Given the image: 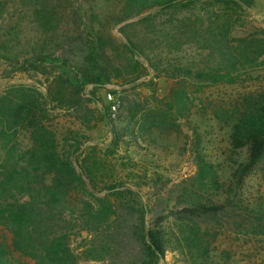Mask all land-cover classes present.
I'll list each match as a JSON object with an SVG mask.
<instances>
[{
  "label": "trees",
  "instance_id": "1",
  "mask_svg": "<svg viewBox=\"0 0 264 264\" xmlns=\"http://www.w3.org/2000/svg\"><path fill=\"white\" fill-rule=\"evenodd\" d=\"M78 1L24 0V3L34 6V18L47 33L55 35L63 23L61 39L69 40L73 35L71 22L79 18L75 7ZM200 1L123 0L112 17L97 20V27H91L87 33L85 65L79 69L55 58L51 50L45 49L47 45L25 60L21 70L48 76L51 100L39 97L34 90L14 87L0 96V150L4 156L0 166V264H85L84 258L102 264H159L165 258L163 221L148 226V207L139 193L126 184L109 185L104 181L108 166L97 153L98 145H90V138L78 130H70L59 139L53 123L55 110L83 107L86 86L93 87L86 99L89 102L96 100L99 88L114 80L131 85L146 76L147 68L135 60L137 56L145 58L158 75L163 72L174 80L170 94L163 100L156 99L158 105L149 118L186 120L193 84L238 83L248 62L241 60V47L228 42L230 32L221 36L201 31L200 17L188 14ZM209 1L238 9L250 4V0ZM4 5L0 3V12ZM167 14L169 19L159 23ZM134 18L139 19L121 28L125 41L111 33L113 26ZM161 24V42L151 47L147 34H157ZM227 27L231 28L229 20L225 21L224 28ZM140 28H145L147 34L142 36ZM196 42L219 51L214 66L170 63V55L185 54ZM163 54L169 61L166 64L162 62ZM140 113L131 114L124 121L127 125L135 122L132 126H136L140 135L156 143L160 131L149 127L148 121L137 119L135 115ZM231 113V152L236 154L245 149L247 153L246 161L233 173L234 182L241 186L264 162V91L244 97ZM111 114L109 105L100 111V121L113 127ZM20 130L29 134L27 149L17 145ZM113 130L114 141L107 149L111 153L121 144V133ZM201 144L200 135L193 132L190 152L198 167V185L210 187L216 182L210 181L211 166L202 154ZM102 191L106 193L100 196ZM115 201L124 205L117 210ZM225 211L224 205L213 201L201 203L189 199L182 213L188 220L220 224ZM261 214L264 221V211ZM253 228L264 232V224Z\"/></svg>",
  "mask_w": 264,
  "mask_h": 264
},
{
  "label": "rangeland",
  "instance_id": "2",
  "mask_svg": "<svg viewBox=\"0 0 264 264\" xmlns=\"http://www.w3.org/2000/svg\"><path fill=\"white\" fill-rule=\"evenodd\" d=\"M0 3L5 4L0 12V96L14 87L34 90L39 97L51 100L48 76L21 70L25 67V60L39 54L41 47L47 45L45 49L51 50L55 58L66 60L74 69L81 68L87 55L84 46L87 33L91 32V27H97V20L107 15L112 17L123 0L76 2L79 18L71 22L73 35L69 40L68 37L61 39L63 23L59 24L60 29L55 35L43 30L34 18V6L24 0H0ZM149 13L145 12L141 17ZM188 14L200 17L202 32L209 30L214 35L230 32L228 42L233 47H241V60L248 64L238 83L193 84L190 86V114L186 120H164L162 116L149 118L158 100L170 94L174 80L163 72L158 75L159 72H155L145 58L137 56L135 60L147 68L146 76L131 85L114 80L96 91L95 101H86L93 91L92 86H86L82 108L55 110L54 130L59 139L70 130L88 136L90 145H98V155L106 160L108 168L104 181L109 185L126 184L139 193L148 207V226L163 221L167 252L159 264H264V232L253 228L264 224L261 214L264 211V162L241 186H237L233 173L246 161L247 153L244 149L233 154L230 147V116L234 107L244 97L264 91V0H250V4L241 9L201 0L188 10ZM138 19L113 26L111 33L121 42L125 41L122 26ZM168 19V14L164 15L159 23ZM226 20L231 28H224ZM159 28L157 34H147L145 28H140L142 36L147 34L151 47L161 42L162 24ZM153 54H150L152 59ZM219 55V51H211L203 42H196L187 48L185 54L170 55L168 59L174 64L192 62L203 67L206 63L214 66ZM168 59L162 55L164 64L169 62ZM108 93L112 94L117 105L116 112L112 111L113 103L107 99ZM109 105L113 112V127L100 121V111ZM139 111L141 113L135 115L137 119L148 121L149 127L160 131L156 143L150 137H142L136 126H132L135 122L127 125L124 121ZM114 128L121 133V144L111 153L107 149L114 141ZM193 132L201 137L202 154L211 166L210 181L216 182L210 187L198 185V167L190 152ZM16 141L19 148L27 149L30 146L28 132L20 130ZM3 162L0 150V166ZM105 193L102 191L100 196ZM189 199L224 205L226 211L220 224L188 220L182 211L188 206ZM121 202L115 201L117 210L124 205ZM83 261L85 264H102L85 258Z\"/></svg>",
  "mask_w": 264,
  "mask_h": 264
},
{
  "label": "built area",
  "instance_id": "3",
  "mask_svg": "<svg viewBox=\"0 0 264 264\" xmlns=\"http://www.w3.org/2000/svg\"><path fill=\"white\" fill-rule=\"evenodd\" d=\"M107 99H108L111 103H113L112 111H113V112H116V110H117V105L115 104V101H114L113 96H112L111 93H108V94H107Z\"/></svg>",
  "mask_w": 264,
  "mask_h": 264
}]
</instances>
